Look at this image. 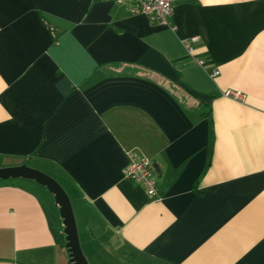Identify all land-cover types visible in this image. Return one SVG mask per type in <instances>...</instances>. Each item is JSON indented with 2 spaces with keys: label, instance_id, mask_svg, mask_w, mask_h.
Wrapping results in <instances>:
<instances>
[{
  "label": "crops",
  "instance_id": "crops-1",
  "mask_svg": "<svg viewBox=\"0 0 264 264\" xmlns=\"http://www.w3.org/2000/svg\"><path fill=\"white\" fill-rule=\"evenodd\" d=\"M131 6L0 0V167L65 189L89 264H264V0H174L165 23ZM0 264H71L32 179H0Z\"/></svg>",
  "mask_w": 264,
  "mask_h": 264
},
{
  "label": "built area",
  "instance_id": "built-area-1",
  "mask_svg": "<svg viewBox=\"0 0 264 264\" xmlns=\"http://www.w3.org/2000/svg\"><path fill=\"white\" fill-rule=\"evenodd\" d=\"M115 3H124L125 0H112ZM174 0H132L131 11L139 12L147 15L151 20L165 23L173 10ZM198 39L197 36H192L184 41V45L188 52L193 51V44ZM193 62L204 66V60L197 56H191ZM217 69L210 71L211 76L218 74ZM227 94L230 92H226ZM240 97L241 94H234ZM127 163L123 168V175L128 180L144 186L146 193L153 197L157 193L156 176L151 159L138 148H129L125 150Z\"/></svg>",
  "mask_w": 264,
  "mask_h": 264
},
{
  "label": "water",
  "instance_id": "water-1",
  "mask_svg": "<svg viewBox=\"0 0 264 264\" xmlns=\"http://www.w3.org/2000/svg\"><path fill=\"white\" fill-rule=\"evenodd\" d=\"M23 177L44 186L58 206L63 223L65 246L71 264H89L82 252L72 204L65 189L49 174L22 163L16 166L0 167V179Z\"/></svg>",
  "mask_w": 264,
  "mask_h": 264
}]
</instances>
